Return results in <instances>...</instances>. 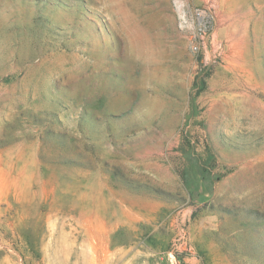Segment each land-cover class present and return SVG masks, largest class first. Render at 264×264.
<instances>
[{
    "label": "rangeland",
    "instance_id": "374dc122",
    "mask_svg": "<svg viewBox=\"0 0 264 264\" xmlns=\"http://www.w3.org/2000/svg\"><path fill=\"white\" fill-rule=\"evenodd\" d=\"M0 264H264V0H0Z\"/></svg>",
    "mask_w": 264,
    "mask_h": 264
}]
</instances>
